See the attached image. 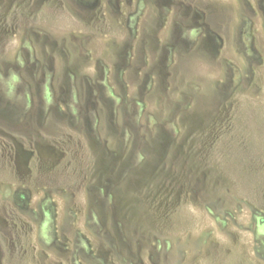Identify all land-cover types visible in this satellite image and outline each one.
<instances>
[{
	"label": "rangeland",
	"instance_id": "obj_1",
	"mask_svg": "<svg viewBox=\"0 0 264 264\" xmlns=\"http://www.w3.org/2000/svg\"><path fill=\"white\" fill-rule=\"evenodd\" d=\"M0 264H264V0H0Z\"/></svg>",
	"mask_w": 264,
	"mask_h": 264
}]
</instances>
